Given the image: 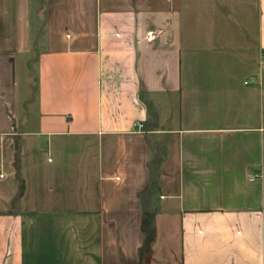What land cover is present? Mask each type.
Here are the masks:
<instances>
[{
    "label": "crops",
    "instance_id": "1",
    "mask_svg": "<svg viewBox=\"0 0 264 264\" xmlns=\"http://www.w3.org/2000/svg\"><path fill=\"white\" fill-rule=\"evenodd\" d=\"M34 7L0 0V264H264V0Z\"/></svg>",
    "mask_w": 264,
    "mask_h": 264
},
{
    "label": "rangeland",
    "instance_id": "2",
    "mask_svg": "<svg viewBox=\"0 0 264 264\" xmlns=\"http://www.w3.org/2000/svg\"><path fill=\"white\" fill-rule=\"evenodd\" d=\"M36 2H37V0H30V3L32 4V6H33V8H35L34 6H35V4H36ZM33 28H35V26L33 27ZM157 165V169L155 170V169H152L151 170V172H150V186H149V189H151V187H152V190H153V187L155 186H157V188L161 185V183H160V181L161 180H163V179H165V177L164 176H166V175H168L167 173H166V171L164 172V170L161 168V169H158V164H156ZM169 176V175H168ZM157 188H155V190H157ZM151 190V191H152ZM153 192V191H152ZM159 192H161V191H155L154 193H153V195H155L154 197H156V199H157V201L159 200L158 199V196H159V194H161V193H159ZM146 195V194H145ZM147 198H146V196H143V202L146 200ZM145 259V258H144ZM146 261H144V264H146L145 263Z\"/></svg>",
    "mask_w": 264,
    "mask_h": 264
},
{
    "label": "trees",
    "instance_id": "3",
    "mask_svg": "<svg viewBox=\"0 0 264 264\" xmlns=\"http://www.w3.org/2000/svg\"><path fill=\"white\" fill-rule=\"evenodd\" d=\"M151 216L147 214L145 218L143 219L142 225H141V230L145 236V241L143 243V249H141V263H142V253L147 252L149 244L153 240V231L151 229Z\"/></svg>",
    "mask_w": 264,
    "mask_h": 264
},
{
    "label": "built area",
    "instance_id": "4",
    "mask_svg": "<svg viewBox=\"0 0 264 264\" xmlns=\"http://www.w3.org/2000/svg\"><path fill=\"white\" fill-rule=\"evenodd\" d=\"M260 63H261V65H264V54H263L262 57H261V61H260ZM135 127H137L138 130H141L142 125H141L140 123H136V124H135ZM259 178H261V175L258 173V174H255V175L250 179V181H253V180H256V179H259Z\"/></svg>",
    "mask_w": 264,
    "mask_h": 264
}]
</instances>
